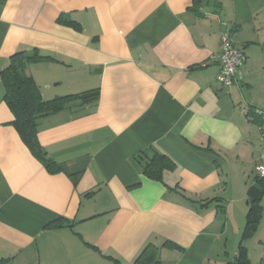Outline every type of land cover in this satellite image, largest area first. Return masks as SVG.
I'll use <instances>...</instances> for the list:
<instances>
[{
	"label": "crops",
	"instance_id": "obj_1",
	"mask_svg": "<svg viewBox=\"0 0 264 264\" xmlns=\"http://www.w3.org/2000/svg\"><path fill=\"white\" fill-rule=\"evenodd\" d=\"M0 0V72L17 51L45 100L97 90L37 120L49 173L12 125L0 78V264H264V0ZM245 52L217 80L220 39ZM174 164L161 179L144 164ZM260 206L244 236L250 201ZM64 219L67 223H62ZM60 226L49 224L56 222ZM244 255L242 254V259Z\"/></svg>",
	"mask_w": 264,
	"mask_h": 264
},
{
	"label": "trees",
	"instance_id": "obj_2",
	"mask_svg": "<svg viewBox=\"0 0 264 264\" xmlns=\"http://www.w3.org/2000/svg\"><path fill=\"white\" fill-rule=\"evenodd\" d=\"M200 0H193L190 10L198 12V4ZM208 5L218 6L217 0H208ZM44 57L37 54L35 51L25 53L23 51L15 52L10 58L8 65L1 70L0 78L4 88L3 101L11 111L13 119L12 125L18 132L24 144L29 148L31 153L44 165L49 173H57L60 168L58 164L47 157L45 151L41 147L37 139V120L43 116H47L64 108L71 102H79L84 104L95 100L98 91L90 90L79 94H71L61 97H55L51 100L42 98L37 86L32 78L25 74L26 65L31 61H37ZM173 162L165 155L156 153L143 166V173L153 179H161L163 170L173 169ZM257 181H262L264 178L256 177ZM260 206L258 201H250V206L247 211V221L243 235L250 236L256 229V221L259 217ZM62 223H67L64 219H60ZM49 225L60 226V223L53 222ZM148 247H145L143 252L135 259L133 264H149L147 253ZM244 251V250H243ZM236 259L237 264H249L245 252ZM115 264H118L116 262Z\"/></svg>",
	"mask_w": 264,
	"mask_h": 264
},
{
	"label": "built area",
	"instance_id": "obj_3",
	"mask_svg": "<svg viewBox=\"0 0 264 264\" xmlns=\"http://www.w3.org/2000/svg\"><path fill=\"white\" fill-rule=\"evenodd\" d=\"M245 52L242 48L236 47L232 41L230 32H224L220 39V52L217 55L219 71L216 77L217 82L223 87H230L239 82V68L245 61ZM259 119V130L262 134V147L256 166L255 177L264 178V107L255 106L249 110Z\"/></svg>",
	"mask_w": 264,
	"mask_h": 264
}]
</instances>
